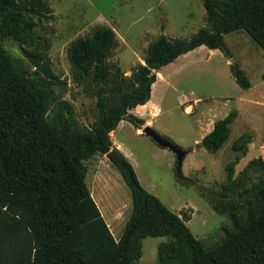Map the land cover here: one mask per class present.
<instances>
[{"label": "trees", "instance_id": "1", "mask_svg": "<svg viewBox=\"0 0 264 264\" xmlns=\"http://www.w3.org/2000/svg\"><path fill=\"white\" fill-rule=\"evenodd\" d=\"M202 3L205 26L189 39L160 34L128 77L110 62L118 45L113 29L97 27L69 45L73 81L96 98L97 120L85 127L55 91L64 83L52 70L50 43L35 32L51 19L48 0H0V264H133L142 240L156 237L169 239L159 244L156 264H264V154L234 176L250 134L231 145L238 155L226 165L220 192L208 199L214 212L230 219L212 246L192 235L187 217L143 189L109 137L120 122L141 128L144 122L129 111L150 100L156 72L178 56L204 46L230 59L224 36L235 32H245L264 52V0ZM9 38L23 58L4 49ZM230 71L240 88L251 87L237 64ZM236 117L231 111L215 121L198 147L218 152ZM96 155L108 159L131 193L132 211L118 240L86 184L84 162Z\"/></svg>", "mask_w": 264, "mask_h": 264}, {"label": "rangeland", "instance_id": "2", "mask_svg": "<svg viewBox=\"0 0 264 264\" xmlns=\"http://www.w3.org/2000/svg\"><path fill=\"white\" fill-rule=\"evenodd\" d=\"M48 4L51 19L39 24L35 32L50 43L52 70L64 83L55 85V91L72 104L77 121L85 127L97 120L96 98L85 85L73 81L66 54L73 41L90 36L97 27L113 29L118 45L110 62L128 77L144 64L148 45L160 34L189 39L205 26L202 0H48ZM224 41L230 59L219 50L203 47L156 72L152 87L158 111L144 120L151 122L149 127L161 138L189 151L180 177L174 153L138 133L130 123L122 122L109 136L112 148L129 161L143 189L174 214L187 217L186 226L206 246L220 241L230 225L229 217L214 212L208 199L220 192L226 165L238 155L231 145L244 133L252 137L234 176L264 154V52L245 32L227 34ZM3 46L12 58H23L12 39H4ZM232 64L244 71L251 84L248 90L236 84ZM231 111H236L237 117L223 147L216 153L199 148L203 133ZM84 165L93 201L118 240L132 211L130 190L105 156L96 155ZM168 240L143 239L141 257L133 264H156L157 248Z\"/></svg>", "mask_w": 264, "mask_h": 264}, {"label": "water", "instance_id": "3", "mask_svg": "<svg viewBox=\"0 0 264 264\" xmlns=\"http://www.w3.org/2000/svg\"><path fill=\"white\" fill-rule=\"evenodd\" d=\"M141 133L143 135H146V137L150 138L153 140L157 145H159L162 148L169 149L174 155L176 156V161H177V174L180 177L181 176V167H182V162L185 156L189 153V151L182 150L175 146L172 142L165 138H161L152 128L149 126H145L142 130Z\"/></svg>", "mask_w": 264, "mask_h": 264}, {"label": "crops", "instance_id": "4", "mask_svg": "<svg viewBox=\"0 0 264 264\" xmlns=\"http://www.w3.org/2000/svg\"><path fill=\"white\" fill-rule=\"evenodd\" d=\"M204 46H202V47H199V48H203ZM198 49V48H197ZM180 57H182V56H180ZM179 56H178V58H180ZM178 58L176 59V60H178ZM175 60V61H176ZM174 61V62H175ZM173 62V63H174ZM172 63V64H173ZM171 65V64H170ZM169 66V65H168ZM167 67V66H166ZM158 78V77H157ZM156 85V84H155ZM154 85V86H155ZM153 92H154V87H152L151 88V95H150V100L145 104V105H143V106H137L136 108H134V109H132L131 111H129V114H131V115H133V116H138L137 118H139V119H141L143 122H144V124L143 125H145V126H149L150 124H151V122L150 121H145L144 120V118L145 117H148L150 114L152 115V116H154L155 114H156V112L158 111V109H157V102H155L154 101V97H153ZM122 122H120L119 123V125L121 124ZM213 129V126H212V128L208 131V133H210L211 132V130ZM204 127H203V132H204ZM137 132L138 133H141L140 132V130H137ZM207 133V134H208ZM207 134H204L203 133V136L202 137H204V136H206ZM201 137V138H202Z\"/></svg>", "mask_w": 264, "mask_h": 264}]
</instances>
